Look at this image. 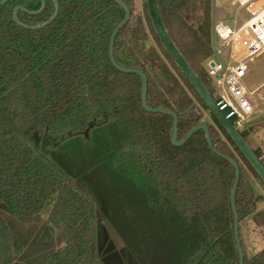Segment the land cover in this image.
<instances>
[{
  "label": "trees",
  "instance_id": "trees-1",
  "mask_svg": "<svg viewBox=\"0 0 264 264\" xmlns=\"http://www.w3.org/2000/svg\"><path fill=\"white\" fill-rule=\"evenodd\" d=\"M122 1L131 9L130 0ZM158 1L172 39L213 94L205 70L195 64L212 54L213 0ZM46 2L39 15L19 11V21L36 27L51 20L55 2ZM58 2L57 19L37 31L17 25L13 12H36L41 0H9L0 7V202L23 223H40L46 215L51 233L64 227L65 247L44 264H107L97 254L109 236L100 212L132 248L136 264H239L234 166L211 151L203 131L175 147L174 119L145 111L142 78L111 64L110 38L125 16L115 0ZM177 24L189 26L193 36L183 47L171 33ZM114 54L121 67L146 73L151 108L178 115L180 141L201 124L194 110L170 100L164 89L170 74L153 75L138 58L130 22ZM209 128L219 152L239 164ZM241 134L248 142L247 133ZM240 169L241 224L258 198ZM241 230L244 264H264V250L248 258ZM21 252L0 222V264H15ZM108 252L119 260L112 241Z\"/></svg>",
  "mask_w": 264,
  "mask_h": 264
},
{
  "label": "rangeland",
  "instance_id": "rangeland-1",
  "mask_svg": "<svg viewBox=\"0 0 264 264\" xmlns=\"http://www.w3.org/2000/svg\"><path fill=\"white\" fill-rule=\"evenodd\" d=\"M130 1L132 5L130 26H132L137 34L138 51L140 52L138 58L142 60L153 75V70L156 73H161L162 71L170 74L171 77L168 76L167 81L164 80V89L170 100L176 104V108H178L177 104H184L186 109L194 110L200 115L201 123L204 122L213 128L217 137L226 145L228 151L238 159L240 166L244 170L249 190H251L254 198H258L254 213L240 224L246 254L248 258L252 259L264 250V224L262 223L264 222V183L253 171L235 144L216 124L209 109L204 107L202 99L166 52L153 28L148 12L147 0ZM234 10L230 6L229 1L224 2L223 10L218 9L216 17L221 18V15L226 14L227 20L229 19L231 22L234 19ZM223 21L226 23V20ZM190 24V22L187 23V25ZM188 27L186 28L182 24H177L171 29L174 39L182 47L193 41L192 33ZM214 58L216 61H219L217 57ZM204 62L201 58L195 64L204 69ZM152 66H154V69H151ZM245 82L251 90L258 91L254 95V113L250 116L249 121L241 132L247 133L248 144L253 150L261 152V160L264 162V55L256 58L250 65ZM213 96L217 98L215 92H213ZM98 220L105 227L104 231L106 234L109 235H107L108 244L102 246V243H99L98 257L107 264H136L133 256L129 254V250L132 251V248L125 246L118 232L113 228L103 212L99 213ZM0 222L9 229L12 243L22 247V252L16 258L15 264H44L50 255L65 247L64 227L56 229L51 233L48 229L49 227H47L46 215L40 223L33 222L26 224L15 217L4 203L0 202ZM110 241L113 242V248L121 252L119 260L108 256Z\"/></svg>",
  "mask_w": 264,
  "mask_h": 264
},
{
  "label": "water",
  "instance_id": "water-1",
  "mask_svg": "<svg viewBox=\"0 0 264 264\" xmlns=\"http://www.w3.org/2000/svg\"><path fill=\"white\" fill-rule=\"evenodd\" d=\"M42 1V7L39 11L32 12L29 11L23 7H17L13 12V18L17 25L29 29V30H41L48 25L52 24L58 17L60 12V5L57 2V0H54L55 2V14L52 17L51 20L48 22L36 26L31 27L22 24L18 19V12L24 11L30 15H39L44 12L46 8V1ZM9 2V0H4L3 2H0V7L6 5ZM115 2L124 10L125 16L123 20L120 22V24L115 28V30L112 33V36L110 38L109 43V58L111 61V64L120 72L127 73V74H136L142 78V106L145 111L152 113V114H164L171 116L174 119V129H173V135H172V144L175 147H183L197 132L203 131L206 134L207 143L209 148L213 153H215L217 156L227 160L230 162L235 170H236V178L233 185L232 193H231V205L232 210L234 214V229H235V240L237 244V249L239 252V264H244V251L242 248L239 228V214L236 206V195L241 179V169L239 164L233 160L232 158L227 157L226 155L219 152V150L216 148L215 144L213 143V139L211 136L210 128L207 124L202 122L199 126L195 127L190 131V133L183 139L179 140V117L178 115L171 110H165V109H154L151 108L148 105V77L144 71L141 70H132L123 68L120 65H118L114 49H115V42L119 35V33L129 24L131 20V9L122 1V0H115ZM147 6H148V12L151 18V22L153 25V28L161 41L163 47L165 48L168 55L172 58V60L176 63L180 71L183 73L185 78L188 80V82L192 85L195 92L198 94V96L202 99L204 104L209 109L210 113L214 116V118L217 120V122L220 124V126L223 128L227 136L230 138V140L235 144L237 149L241 152V154L244 156L245 160L248 162V164L251 166L253 171L257 174V176L260 178V180L264 183V164L262 163V160L258 158L254 150L250 147L248 142L245 140V138L242 136L241 132L235 127V122L238 119V115L236 112L227 104V102L223 98H216L213 96V94L208 90V88L205 86V84L201 81V79L198 77L196 72L193 70L189 62L185 59L177 45L175 44L174 40L172 39L169 31L166 28V25L163 21V17L161 15L159 1L158 0H147ZM215 22V9L213 8V24ZM215 37L214 32L212 35V43L214 47ZM90 128H88L85 131V135L88 137Z\"/></svg>",
  "mask_w": 264,
  "mask_h": 264
},
{
  "label": "built area",
  "instance_id": "built-area-1",
  "mask_svg": "<svg viewBox=\"0 0 264 264\" xmlns=\"http://www.w3.org/2000/svg\"><path fill=\"white\" fill-rule=\"evenodd\" d=\"M227 1L235 9L231 22L226 14L216 17ZM213 8L215 42L204 70L217 98H223L238 115L234 125L241 132L254 113L258 91L251 90L245 79L250 65L264 55V0H213Z\"/></svg>",
  "mask_w": 264,
  "mask_h": 264
},
{
  "label": "flooded vegetation",
  "instance_id": "flooded-vegetation-1",
  "mask_svg": "<svg viewBox=\"0 0 264 264\" xmlns=\"http://www.w3.org/2000/svg\"><path fill=\"white\" fill-rule=\"evenodd\" d=\"M45 1H46V0H45ZM41 2H42V1H41ZM57 2H58V0H57ZM58 3H59V2H58ZM59 5H60V4H59ZM46 6H47V2H46ZM15 9H16V8H15ZM15 9H14V10H15ZM45 9H46V8H45ZM38 11H39V10H38Z\"/></svg>",
  "mask_w": 264,
  "mask_h": 264
}]
</instances>
